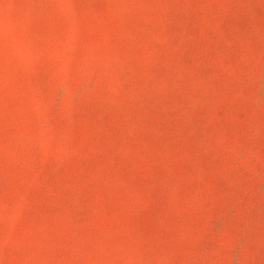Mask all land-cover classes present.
Here are the masks:
<instances>
[{
	"label": "rangeland",
	"instance_id": "1",
	"mask_svg": "<svg viewBox=\"0 0 264 264\" xmlns=\"http://www.w3.org/2000/svg\"><path fill=\"white\" fill-rule=\"evenodd\" d=\"M0 264H264V0H0Z\"/></svg>",
	"mask_w": 264,
	"mask_h": 264
}]
</instances>
